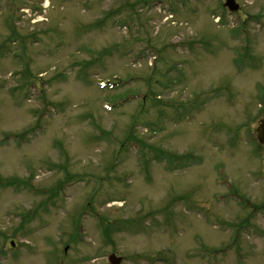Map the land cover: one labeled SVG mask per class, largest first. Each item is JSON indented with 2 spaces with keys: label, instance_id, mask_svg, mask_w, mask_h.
I'll return each instance as SVG.
<instances>
[{
  "label": "rangeland",
  "instance_id": "374dc122",
  "mask_svg": "<svg viewBox=\"0 0 264 264\" xmlns=\"http://www.w3.org/2000/svg\"><path fill=\"white\" fill-rule=\"evenodd\" d=\"M44 1L0 0V264H264V0Z\"/></svg>",
  "mask_w": 264,
  "mask_h": 264
},
{
  "label": "water",
  "instance_id": "95a60500",
  "mask_svg": "<svg viewBox=\"0 0 264 264\" xmlns=\"http://www.w3.org/2000/svg\"><path fill=\"white\" fill-rule=\"evenodd\" d=\"M226 5L229 6V8L231 10H235L236 5H233V2L230 0L226 1ZM257 133H258V139L260 142L264 143V115L263 118L260 122L259 127L257 128ZM108 260L110 264H120L121 262V258L120 257H116L114 254H110L108 256Z\"/></svg>",
  "mask_w": 264,
  "mask_h": 264
},
{
  "label": "bare ground",
  "instance_id": "6f19581e",
  "mask_svg": "<svg viewBox=\"0 0 264 264\" xmlns=\"http://www.w3.org/2000/svg\"><path fill=\"white\" fill-rule=\"evenodd\" d=\"M46 5H48V1L47 0L44 1V6H46ZM40 20H42V19H40Z\"/></svg>",
  "mask_w": 264,
  "mask_h": 264
}]
</instances>
